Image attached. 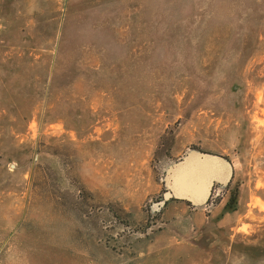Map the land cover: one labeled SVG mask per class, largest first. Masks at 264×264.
<instances>
[{
  "label": "rangeland",
  "instance_id": "374dc122",
  "mask_svg": "<svg viewBox=\"0 0 264 264\" xmlns=\"http://www.w3.org/2000/svg\"><path fill=\"white\" fill-rule=\"evenodd\" d=\"M0 264H264V0H0Z\"/></svg>",
  "mask_w": 264,
  "mask_h": 264
},
{
  "label": "water",
  "instance_id": "95a60500",
  "mask_svg": "<svg viewBox=\"0 0 264 264\" xmlns=\"http://www.w3.org/2000/svg\"><path fill=\"white\" fill-rule=\"evenodd\" d=\"M233 170L222 156L190 151L169 166L164 179L163 202L181 201L192 208L208 203L213 188H225L230 183Z\"/></svg>",
  "mask_w": 264,
  "mask_h": 264
},
{
  "label": "trees",
  "instance_id": "16d2710c",
  "mask_svg": "<svg viewBox=\"0 0 264 264\" xmlns=\"http://www.w3.org/2000/svg\"><path fill=\"white\" fill-rule=\"evenodd\" d=\"M168 202H181V201L170 200V201H168ZM168 202H165V204L168 203ZM182 203H184V202H182ZM185 204H186V203H185ZM186 205L189 206L188 204H186Z\"/></svg>",
  "mask_w": 264,
  "mask_h": 264
}]
</instances>
